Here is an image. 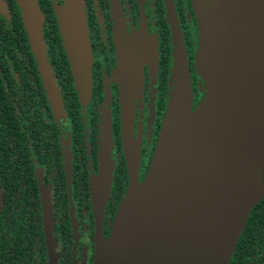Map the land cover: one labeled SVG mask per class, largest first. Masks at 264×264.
<instances>
[{
  "label": "flooded vegetation",
  "instance_id": "1",
  "mask_svg": "<svg viewBox=\"0 0 264 264\" xmlns=\"http://www.w3.org/2000/svg\"><path fill=\"white\" fill-rule=\"evenodd\" d=\"M2 1L0 264H93L96 241L110 234L128 185V167L140 183L153 155L170 91L171 24L181 32L194 98H200L191 69L197 45L192 7L189 0H82L91 55L90 93L83 103L55 18L45 23L38 8L59 100L52 104L20 10L14 0ZM48 1L52 12L63 0ZM138 68L140 93L132 80ZM131 87L132 165L120 117L123 94ZM104 156L108 178L101 172ZM97 182L108 187L100 217L94 207ZM255 241V251L244 254L246 264H264V231Z\"/></svg>",
  "mask_w": 264,
  "mask_h": 264
},
{
  "label": "water",
  "instance_id": "2",
  "mask_svg": "<svg viewBox=\"0 0 264 264\" xmlns=\"http://www.w3.org/2000/svg\"><path fill=\"white\" fill-rule=\"evenodd\" d=\"M14 1L48 99L56 104L37 0ZM190 3L202 100L193 108L182 35L171 24L170 91L151 162L141 183L128 167L126 193L109 237L96 241L94 264H227L249 211L264 197V0ZM52 12L83 103L90 93L91 55L82 0H63ZM132 80L140 93L141 73ZM127 98L125 92L120 117L132 165ZM103 195H95L99 217Z\"/></svg>",
  "mask_w": 264,
  "mask_h": 264
},
{
  "label": "trees",
  "instance_id": "3",
  "mask_svg": "<svg viewBox=\"0 0 264 264\" xmlns=\"http://www.w3.org/2000/svg\"><path fill=\"white\" fill-rule=\"evenodd\" d=\"M48 2H49L48 0H37V7L42 11V13L45 17V20H44L45 23H48V22L54 23L53 12H51V8H50V5L48 4ZM189 2H190V0H189ZM190 5H191V3H190ZM196 32H197V27H196ZM46 39H47V37H46ZM197 41H198V38H197ZM196 50H197V45H196ZM196 50H195L193 57H192L191 69H192L194 76L197 78L198 93H200L201 95H200V98L197 102V100H195V98H194V91L195 90H193L194 89L193 85H191V82H190L191 89H192V95H193V102H192L193 108L202 100V97H203V91L202 90L199 91V89L202 88V81L199 79V77L196 74L195 69L193 67V60H194V56L196 54ZM186 67H187V60H186ZM166 107H167V104H166ZM166 107H165V110H166ZM165 110H164V112H165ZM163 116H164V114H163ZM162 119H163V117H162ZM147 171H148V169H147ZM144 178H145V176H144ZM262 181L264 184V165H263ZM127 187H128V185H127ZM127 187H126V190H127ZM126 190H125L124 194L122 195V198L125 195ZM122 198L120 199L119 204H120ZM119 204H118V207H119ZM118 207L116 209V212L118 210ZM116 212H115V215H116ZM115 215H114V218H115ZM113 221H114V219H113ZM112 226H113V223H112ZM111 230H112V228H111ZM263 231H264V197L261 198L256 204H254L252 206L251 210L249 211L247 218H246V221L244 223V226H243V228H242V230H241V232L237 238L234 249L232 251V254H231L227 264H236L237 262H241L242 264H246L245 260H244V254L248 253V255H251V253L255 251V249H256L255 235L256 234L258 235L259 233H261ZM110 233H111V231H110ZM109 235H108V237H109ZM107 238H103V239H107ZM237 254H240L242 256L240 260L237 259V257H236ZM248 261L251 262L250 257H248ZM93 264H94V260H93Z\"/></svg>",
  "mask_w": 264,
  "mask_h": 264
},
{
  "label": "rangeland",
  "instance_id": "4",
  "mask_svg": "<svg viewBox=\"0 0 264 264\" xmlns=\"http://www.w3.org/2000/svg\"><path fill=\"white\" fill-rule=\"evenodd\" d=\"M239 31H238V26L236 27V34H235V37H234V40H233V45H234V43H235V41H236V38H237V33H238ZM138 72H139V68H138V71L136 72V74L135 75H137L138 74ZM136 84V83H135ZM135 86V85H134ZM132 93H133V87H131V89H130V91L128 92V106L130 105V102H131V98H132ZM126 99V98H125ZM130 110L132 111V108H131V106H130ZM106 162H107V159H106V156H104V158H103V160H102V165H101V172L103 173V172H105L106 173V178H108V176H110V174H109V172H107V171H104V165H106ZM101 183L102 182H97V184H95L94 185V190H95V192H94V194L97 196V198L98 197H100L102 194H103V192H104V195H103V201H102V204L103 203H105V197H106V195H107V193H108V187L106 186L105 187V189H103L102 188V185H101ZM96 196H94V202H96ZM96 208H97V206H96ZM99 208H100V205H99ZM98 209V208H97Z\"/></svg>",
  "mask_w": 264,
  "mask_h": 264
}]
</instances>
